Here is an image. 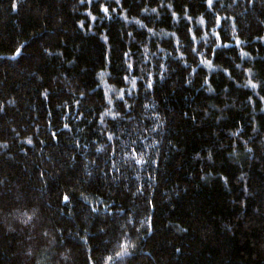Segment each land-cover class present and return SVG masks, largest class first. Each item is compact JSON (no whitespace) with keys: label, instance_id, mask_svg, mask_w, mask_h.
<instances>
[{"label":"trees","instance_id":"obj_1","mask_svg":"<svg viewBox=\"0 0 264 264\" xmlns=\"http://www.w3.org/2000/svg\"><path fill=\"white\" fill-rule=\"evenodd\" d=\"M0 264H264V0H0Z\"/></svg>","mask_w":264,"mask_h":264},{"label":"snow or ice","instance_id":"obj_2","mask_svg":"<svg viewBox=\"0 0 264 264\" xmlns=\"http://www.w3.org/2000/svg\"><path fill=\"white\" fill-rule=\"evenodd\" d=\"M209 4H211L212 0H208ZM105 12H107V8L104 9ZM29 143H31V140H29ZM65 200H68V197H64Z\"/></svg>","mask_w":264,"mask_h":264}]
</instances>
